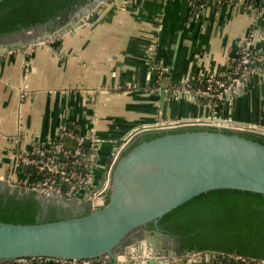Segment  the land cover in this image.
Instances as JSON below:
<instances>
[{
  "label": "crops",
  "instance_id": "0c3cea01",
  "mask_svg": "<svg viewBox=\"0 0 264 264\" xmlns=\"http://www.w3.org/2000/svg\"><path fill=\"white\" fill-rule=\"evenodd\" d=\"M99 6L55 40L0 53V176L36 179L17 154L50 147L65 126L96 132L102 177L117 148L144 133L126 138L142 124L217 115L264 125V73L218 104L181 95L188 80L226 75L242 42L264 51V0L206 3L197 11L187 0ZM204 261L179 255L159 264Z\"/></svg>",
  "mask_w": 264,
  "mask_h": 264
},
{
  "label": "water",
  "instance_id": "95a60500",
  "mask_svg": "<svg viewBox=\"0 0 264 264\" xmlns=\"http://www.w3.org/2000/svg\"><path fill=\"white\" fill-rule=\"evenodd\" d=\"M108 1L93 0L79 7L67 23L42 37L32 35L35 28L22 30L26 36L3 41L0 53L55 40L82 26L99 5ZM184 96L198 100L189 93ZM211 121L255 133L264 131V125L252 122L186 117L142 124L126 138L145 131H171L186 126L210 128L203 123ZM217 129L167 133L136 145L115 164L106 205L90 209L87 215L26 225L0 221V261L20 257L105 258L108 264H120L119 257L126 255L127 263L159 264L176 258L179 255L174 237L158 225L165 213L213 189L264 194V144L238 132ZM49 195L40 194L43 199ZM43 205L46 207V202ZM143 255L152 256L144 261Z\"/></svg>",
  "mask_w": 264,
  "mask_h": 264
},
{
  "label": "trees",
  "instance_id": "16d2710c",
  "mask_svg": "<svg viewBox=\"0 0 264 264\" xmlns=\"http://www.w3.org/2000/svg\"><path fill=\"white\" fill-rule=\"evenodd\" d=\"M92 0H3L0 2V35L46 27L56 30L67 23L76 10ZM235 68V67H234ZM234 71V70H233ZM210 130L188 126L171 131H146L135 137L122 155L136 145L167 133ZM238 132L264 144V135ZM48 199V200H47ZM46 202V207L43 203ZM57 196L43 199L22 183L11 187L0 180V221L12 224H39L87 215L90 207L73 209ZM159 227L174 237L178 255L195 251L238 254L264 259V194L248 190L219 188L202 192L165 213ZM150 228L153 225L150 224ZM10 261H0L9 264Z\"/></svg>",
  "mask_w": 264,
  "mask_h": 264
},
{
  "label": "built area",
  "instance_id": "2783aa9c",
  "mask_svg": "<svg viewBox=\"0 0 264 264\" xmlns=\"http://www.w3.org/2000/svg\"><path fill=\"white\" fill-rule=\"evenodd\" d=\"M187 1L191 9L197 11L206 3L219 5L228 0ZM252 44L251 39L240 44L238 54L235 59L231 60L226 75L211 74L205 79L188 80L183 83V93H189L194 97L211 98L217 102L228 93L235 92L244 86L251 75L264 73V51L255 53ZM209 117L211 119L222 118L217 115ZM203 124L214 128L231 130L236 128L238 131L256 132L215 121ZM257 133L264 135V132ZM67 140H70L69 142L74 141L75 144L66 147ZM100 141L94 130L82 132L76 127H63L50 147L36 145L25 153L17 154L18 162L36 174V179H26L21 183L26 189L34 190L41 195L59 194L86 203L90 209H99L105 206L111 186L112 170L125 151L127 143L121 144L112 154L105 174L99 177L97 170L100 165L97 161L95 148L101 143ZM18 185L14 184V187ZM87 195L89 197L84 199ZM185 255L199 259L204 258L205 264H264V259H249L235 253L195 251ZM120 260V264H137L136 262L127 263L123 259ZM9 261V264H108L105 258L20 257Z\"/></svg>",
  "mask_w": 264,
  "mask_h": 264
},
{
  "label": "rangeland",
  "instance_id": "374dc122",
  "mask_svg": "<svg viewBox=\"0 0 264 264\" xmlns=\"http://www.w3.org/2000/svg\"><path fill=\"white\" fill-rule=\"evenodd\" d=\"M93 1V0H92ZM92 1H90V2H92ZM75 15V13L73 14V16ZM72 16V17H73ZM53 31H55V30H47L46 29V27H43V28H38L37 30H34L33 32H32V35H35V36H44L46 33H51V32H53ZM24 36H26V34H16L15 36H13V38H11V40H9V41H15V40H17V39H19L20 37H24ZM183 93V92H182ZM181 93V95H183L184 96V93L182 94ZM193 96V95H192ZM194 97V96H193ZM195 98H197L198 100H200V99H203L204 97H195ZM204 99H207V100H211V98H204ZM213 102H214V104H218L220 101H217V102H215L214 100H212ZM240 121V120H239ZM257 124H259V123H257ZM234 127H237V126H235V125H233ZM186 127H188V126H186ZM233 130H235V131H238L236 128L235 129H233ZM260 132H264V131H260ZM0 180H4V181H6L8 184H10V186L11 187H14V184H20L21 182H23L24 181V179H19V177H18V179H16V178H13V179H10V178H8V177H5V176H0ZM66 206H68V207H71V208H73V209H77V207H75V205H72L71 203H68V201L67 202H65L64 203ZM190 257H193V256H190ZM202 259H204V258H202Z\"/></svg>",
  "mask_w": 264,
  "mask_h": 264
},
{
  "label": "flooded vegetation",
  "instance_id": "af4514ba",
  "mask_svg": "<svg viewBox=\"0 0 264 264\" xmlns=\"http://www.w3.org/2000/svg\"><path fill=\"white\" fill-rule=\"evenodd\" d=\"M44 26H41V27H37V28H35V29H38V28H43ZM16 34H23L22 33V30H20V31H17V32H12V33H9V34H2V35H0V43H2L3 41H9V40H11V38H13V36H15ZM13 41V40H12ZM128 146H126V148H127ZM54 196H56V195H49L47 198H52V197H54ZM59 199H60V202H62V198L64 199L65 197L64 196H57ZM46 199V198H45ZM48 200V199H47ZM68 201V203H71L72 205H75V207H77V208H82V209H84L85 207H87L88 206V204H86V203H82V202H79V201H77V200H68L67 198H66V202ZM89 207V206H88ZM165 231V230H164Z\"/></svg>",
  "mask_w": 264,
  "mask_h": 264
},
{
  "label": "bare ground",
  "instance_id": "6f19581e",
  "mask_svg": "<svg viewBox=\"0 0 264 264\" xmlns=\"http://www.w3.org/2000/svg\"><path fill=\"white\" fill-rule=\"evenodd\" d=\"M133 252L130 254V256H133ZM136 256V255H135ZM152 255H147V256H145V255H143V257H142V259L145 261L146 260V258H150ZM127 256L126 255H124V256H122V257H120V259H123L124 261H126L127 260ZM145 264V263H144Z\"/></svg>",
  "mask_w": 264,
  "mask_h": 264
}]
</instances>
